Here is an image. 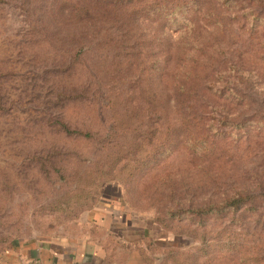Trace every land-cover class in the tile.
Instances as JSON below:
<instances>
[{
  "label": "rangeland",
  "instance_id": "obj_1",
  "mask_svg": "<svg viewBox=\"0 0 264 264\" xmlns=\"http://www.w3.org/2000/svg\"><path fill=\"white\" fill-rule=\"evenodd\" d=\"M99 2L0 0V257L109 200L152 264H264V0Z\"/></svg>",
  "mask_w": 264,
  "mask_h": 264
},
{
  "label": "crops",
  "instance_id": "obj_2",
  "mask_svg": "<svg viewBox=\"0 0 264 264\" xmlns=\"http://www.w3.org/2000/svg\"><path fill=\"white\" fill-rule=\"evenodd\" d=\"M118 202L99 203L78 235H45L18 241L0 264H152L146 249L158 243L153 222L131 219Z\"/></svg>",
  "mask_w": 264,
  "mask_h": 264
},
{
  "label": "trees",
  "instance_id": "obj_3",
  "mask_svg": "<svg viewBox=\"0 0 264 264\" xmlns=\"http://www.w3.org/2000/svg\"><path fill=\"white\" fill-rule=\"evenodd\" d=\"M98 4H100V2H99V0H95ZM248 1V0H247ZM261 1V0H260ZM263 1V0H262ZM176 30H179V29H176ZM233 200V201H232ZM232 200H229V201H231L233 204L237 201L236 199H232ZM228 202V201H227ZM226 202V203H227ZM231 202H230V204H231ZM225 203V204H226Z\"/></svg>",
  "mask_w": 264,
  "mask_h": 264
}]
</instances>
